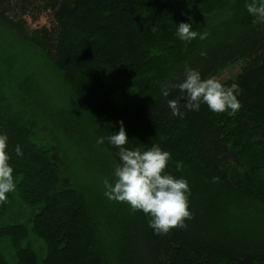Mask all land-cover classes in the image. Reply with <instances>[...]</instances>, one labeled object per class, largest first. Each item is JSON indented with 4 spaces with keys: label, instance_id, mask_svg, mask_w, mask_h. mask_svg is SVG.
Returning <instances> with one entry per match:
<instances>
[{
    "label": "trees",
    "instance_id": "16d2710c",
    "mask_svg": "<svg viewBox=\"0 0 264 264\" xmlns=\"http://www.w3.org/2000/svg\"><path fill=\"white\" fill-rule=\"evenodd\" d=\"M245 3L0 0V33L57 74L77 115L75 138L89 135L103 163L90 176L76 160L65 172L51 147L61 145L54 125L4 94L0 76V133L9 137L17 177L16 190L0 201V264H264V22H254ZM180 23L206 38L181 41ZM235 65L240 72L221 83L239 85L237 112L203 104L188 111L182 100L184 118L171 114L168 100L181 96L171 86L184 80L186 66L218 79ZM121 121L126 147L159 145L171 153L167 171L187 179L185 227L155 234L149 217L104 195L103 182L120 163L108 137Z\"/></svg>",
    "mask_w": 264,
    "mask_h": 264
},
{
    "label": "clouds",
    "instance_id": "9594fccd",
    "mask_svg": "<svg viewBox=\"0 0 264 264\" xmlns=\"http://www.w3.org/2000/svg\"><path fill=\"white\" fill-rule=\"evenodd\" d=\"M246 10L255 21L264 22V0H246ZM176 27L177 37L184 42H191L199 37L203 40L206 34L194 30L189 23H180ZM201 55H206L202 52ZM179 90L178 99L168 100L171 114L180 119L184 112L199 111L201 105L215 113H235L240 107L238 99L239 85L222 84L217 78H202L201 73L191 67H185V78L179 84L172 85ZM161 95H170L169 87L161 90ZM123 122L119 131L108 137V142L117 148L120 163L115 167L113 179L104 180V195L120 203H126L133 211L142 212L149 217L148 226L155 234H167L175 228L185 227V221L191 218L189 196L191 189L187 179L177 178L167 171L171 153L153 144L147 150L126 147L129 142ZM97 145L104 144V137L96 141ZM15 155L22 156L19 145L15 147ZM12 156L9 151V137L0 133V201L16 190L17 177L11 165ZM177 171L183 168V162H176Z\"/></svg>",
    "mask_w": 264,
    "mask_h": 264
},
{
    "label": "rangeland",
    "instance_id": "374dc122",
    "mask_svg": "<svg viewBox=\"0 0 264 264\" xmlns=\"http://www.w3.org/2000/svg\"><path fill=\"white\" fill-rule=\"evenodd\" d=\"M45 23L46 20H42L40 25ZM0 50L3 51L0 54V61L3 65L0 75L2 86H0L3 93H6L9 98L19 96L20 101L35 107L40 115H46L48 121L54 125L52 126L55 130L53 132L61 140V145L56 142L51 147L52 150L54 149L55 160L61 163L65 172L73 166L72 162H75V160L77 164L81 163L83 164L82 167L85 168L82 175H86L87 171H90L88 173V176H90L95 171L94 169L101 170L98 167L103 163L96 162V160L102 159V154L90 141L89 135L85 137L81 134L80 138H75V134L78 132L74 127L77 122L74 118L77 115H72V107L67 101L62 84L57 74L50 71L46 66L43 57L3 33H0ZM240 70V67L235 65L218 80L224 82L237 75ZM79 114L82 116L81 112ZM46 133H42L41 139H44V145H49L50 140L47 138ZM63 133L66 135L64 136L68 142L62 138ZM61 138L70 146V152L67 151ZM90 167L93 170H86ZM102 172L105 173V169Z\"/></svg>",
    "mask_w": 264,
    "mask_h": 264
}]
</instances>
